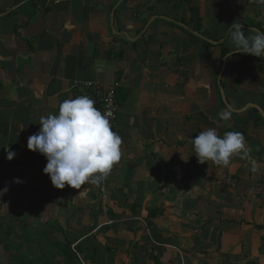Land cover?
Instances as JSON below:
<instances>
[{
	"label": "crops",
	"instance_id": "0c3cea01",
	"mask_svg": "<svg viewBox=\"0 0 264 264\" xmlns=\"http://www.w3.org/2000/svg\"><path fill=\"white\" fill-rule=\"evenodd\" d=\"M191 9L219 44L195 36ZM251 21L264 31L257 0H0L1 200L78 264H264V57L226 41ZM76 82L122 98L121 159L61 190L27 142ZM207 128L242 133L247 158L199 164L191 141Z\"/></svg>",
	"mask_w": 264,
	"mask_h": 264
},
{
	"label": "clouds",
	"instance_id": "9594fccd",
	"mask_svg": "<svg viewBox=\"0 0 264 264\" xmlns=\"http://www.w3.org/2000/svg\"><path fill=\"white\" fill-rule=\"evenodd\" d=\"M264 5V0H257ZM245 35L240 23L228 28V36L234 46L233 53L264 57V31ZM222 118L227 116L222 114ZM40 130L28 138L27 148L46 157L43 169L56 189L70 186L81 189L86 183L99 184L105 180L121 159L122 138L112 130L106 114L94 106L87 95L64 100L58 114L41 116ZM194 154L201 165L214 163L227 166L230 159L243 153L247 158L245 138L242 133L228 131L219 135L216 128H207L192 139ZM16 153L7 150V159L12 161ZM256 171V162L251 161ZM16 183H21L16 180Z\"/></svg>",
	"mask_w": 264,
	"mask_h": 264
},
{
	"label": "rangeland",
	"instance_id": "374dc122",
	"mask_svg": "<svg viewBox=\"0 0 264 264\" xmlns=\"http://www.w3.org/2000/svg\"><path fill=\"white\" fill-rule=\"evenodd\" d=\"M251 22H246L245 24ZM1 199L0 197V264L9 263L10 257L20 253H25L28 259H33L35 256H46V245L39 244L41 241L39 238L31 244L26 242V237L33 236L35 231V228L30 226L32 224L31 221H28L23 216L24 214L19 211L17 206L6 204ZM11 226L14 227V230L11 236L7 237L5 231ZM44 229L46 228L44 227ZM38 231L42 233L43 228H38ZM57 236H59V232L54 237L61 240ZM16 244L21 246L20 250L12 247ZM48 248H50L48 249L50 251H47L49 252L48 258L53 259L51 258L53 256L55 264H62V258L58 256V253L52 247L48 246Z\"/></svg>",
	"mask_w": 264,
	"mask_h": 264
},
{
	"label": "trees",
	"instance_id": "16d2710c",
	"mask_svg": "<svg viewBox=\"0 0 264 264\" xmlns=\"http://www.w3.org/2000/svg\"><path fill=\"white\" fill-rule=\"evenodd\" d=\"M159 2H165V1H171V0H158ZM192 11V21L195 23L194 24V29L196 30V32L198 34L201 33L202 31V19L200 18L199 14L197 12H195L196 10L191 9ZM249 27L255 28V29H259L260 31H263L262 28L259 25H256L254 22H251L249 24H246ZM201 35V34H200ZM229 39V36L227 37L226 41ZM224 41V43L226 42ZM113 55V54H112ZM223 55L226 56L227 55V51H223ZM118 103L120 105L122 98L118 97ZM14 230V227H8L7 231H5L7 237L11 236L12 232ZM40 239V243L39 244H44V246L46 245L47 251H50L48 249V246L52 247L57 253L59 257H63L64 259V264H78L77 262L75 263L70 255V253L68 252V246L69 245H63L62 243L58 242V241H51L49 240L48 236L42 233H39L37 235H33L30 237H26V242L28 244L34 243L37 239ZM13 248H18L20 250L21 246H19L18 244L13 245ZM46 251V256L40 257V256H35L33 259H28L25 253H20L18 255H13L12 257H10V261L7 264H55L54 261V257L52 256L51 258L53 259H49L48 255L49 252ZM39 253V252H37Z\"/></svg>",
	"mask_w": 264,
	"mask_h": 264
},
{
	"label": "built area",
	"instance_id": "2783aa9c",
	"mask_svg": "<svg viewBox=\"0 0 264 264\" xmlns=\"http://www.w3.org/2000/svg\"><path fill=\"white\" fill-rule=\"evenodd\" d=\"M71 94V99L81 95H87L90 97L94 101V106L100 110L102 114L107 115L112 130L116 132L119 103L115 87H105L102 84L94 82H76L71 87ZM100 192L104 195V185L101 187Z\"/></svg>",
	"mask_w": 264,
	"mask_h": 264
},
{
	"label": "water",
	"instance_id": "95a60500",
	"mask_svg": "<svg viewBox=\"0 0 264 264\" xmlns=\"http://www.w3.org/2000/svg\"><path fill=\"white\" fill-rule=\"evenodd\" d=\"M151 21H153V20H151ZM150 21V22H151ZM175 24H180V23H178L177 21H173ZM181 26H183L182 24H180ZM185 27V26H184ZM195 34V36L196 37H198L200 40H203V41H205V42H207V43H209V44H211V45H217V44H219V43H217V42H214V41H211V40H208L207 38H205V37H203L202 35H200V34H197V33H194ZM227 58H228V56H226L224 59H223V63H224V65H225V63H226V60H227ZM223 72V71H222ZM222 72L220 73V75H219V77H218V79H219V84H220V79H221V76H222ZM224 93H223V91H222V95H223ZM224 97V96H223ZM224 103H226V107L230 110V111H232V112H235V110H233L230 106H229V104L227 103V101L226 100H224ZM236 112H240V111H236Z\"/></svg>",
	"mask_w": 264,
	"mask_h": 264
}]
</instances>
